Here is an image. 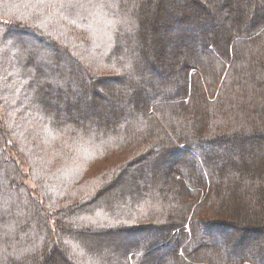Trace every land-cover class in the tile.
I'll return each instance as SVG.
<instances>
[{"label": "trees", "instance_id": "obj_1", "mask_svg": "<svg viewBox=\"0 0 264 264\" xmlns=\"http://www.w3.org/2000/svg\"><path fill=\"white\" fill-rule=\"evenodd\" d=\"M58 261L264 264V0H0V264Z\"/></svg>", "mask_w": 264, "mask_h": 264}, {"label": "rangeland", "instance_id": "obj_2", "mask_svg": "<svg viewBox=\"0 0 264 264\" xmlns=\"http://www.w3.org/2000/svg\"><path fill=\"white\" fill-rule=\"evenodd\" d=\"M62 22V23H61ZM61 23V26H62V28L61 29H63L64 30V32L65 33H68V32H70V35H66L67 36V38H68V40L69 41H71L72 43H73V45H74V47H78V46H80L78 43H77V41H75V32H78L79 34H80V38L82 39V46L83 45H86V44H92L93 42H94V39L95 40H99L100 39V37H101V35H99V39L96 37V35H94L93 33L91 34V33H89L85 28H83V27H79L76 23H74V24H72L73 26H74V28L71 26V21L70 20H66V19H64V20H61V21H57V25H59ZM3 45H4V43H2ZM3 49H5V47H3ZM234 153V152H233ZM98 164H100L99 162L98 163H96L95 164V166L96 165H98ZM94 166V167H95ZM94 167L92 168V170L94 169ZM92 170L90 171V172H92ZM89 172V173H90ZM261 242V241H260ZM253 246H255V245H253ZM259 248H261V247H259ZM59 262V261H58ZM56 262L55 264H63V263H61V262ZM54 264V263H53Z\"/></svg>", "mask_w": 264, "mask_h": 264}]
</instances>
